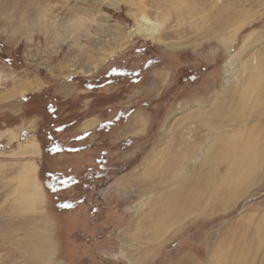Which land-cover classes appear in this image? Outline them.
Masks as SVG:
<instances>
[{
  "label": "rangeland",
  "instance_id": "rangeland-1",
  "mask_svg": "<svg viewBox=\"0 0 264 264\" xmlns=\"http://www.w3.org/2000/svg\"><path fill=\"white\" fill-rule=\"evenodd\" d=\"M143 18L158 24L154 34L132 33ZM23 69L36 82L2 94ZM68 76L77 95L62 99ZM105 81L112 84L84 89ZM79 103L100 109L102 123L136 110L144 125L120 120L78 143L70 139L85 129L70 126L61 138L80 153L47 156L46 129L67 124ZM126 126L134 142L123 145ZM222 131L233 135V158L221 148L213 162L215 145L201 138ZM196 140V156L177 159L176 147ZM243 146L250 159L241 166ZM256 153H264V0H0V264H264V157ZM229 160L234 170L224 176ZM172 162H185L180 185L169 188H188L180 201L196 202L190 216L163 204L167 193L151 192ZM217 167L220 175L203 187L200 177L205 184ZM47 172L74 183L62 179L61 192L50 194ZM154 201L167 217H181L158 239L139 222ZM160 226L153 223L151 235Z\"/></svg>",
  "mask_w": 264,
  "mask_h": 264
},
{
  "label": "bare ground",
  "instance_id": "bare-ground-1",
  "mask_svg": "<svg viewBox=\"0 0 264 264\" xmlns=\"http://www.w3.org/2000/svg\"><path fill=\"white\" fill-rule=\"evenodd\" d=\"M157 26H158V24H156L154 22H150L146 18L139 19L137 24H136V26L132 29V33L133 34H139V35H140V33L147 34V35L148 34H154L155 27H157ZM232 68H233V61L230 58L225 63V66H224L223 78L225 80V83H229L230 82V79H231V76H232ZM228 70H229V72H227ZM228 75H229V78H228ZM226 110L229 111V108L226 109ZM206 114H207V112H206ZM195 127L197 128V124H196ZM211 127H214V125L211 126ZM196 128H194V130H196ZM222 132H223V134H219V132L218 133H213L209 137H207L206 134L204 133L203 139L201 138V142L202 143H205V142H203V140L206 141L207 139H210V144L212 143V145H215L214 151H213L212 156H211L213 158V160H212L213 162H216L219 159V157L221 156V152H220L221 148H224L225 150H227V148H228V152H227L226 156H228L230 158H233L232 157V153H233V150L235 148L234 147V143L231 140L233 135L230 134L229 132H225V131H222ZM246 132L248 133V128H247ZM196 134H197L196 131H194L192 137L195 138ZM196 142L197 143H193L192 145H190V144H185L184 141H182L181 142V147L180 146L176 147V150L177 149L179 150L177 159H184L186 151L188 152V154H187L188 156H194L195 157L197 152H198V150H200V148H201V146L198 145L200 141L196 140ZM32 147H33V144H30V148H32ZM218 149H219V151H218ZM257 155L260 156V158L264 157V153H262V154L260 153V154H257ZM240 159H241V161H240L241 166H244L246 163H248L249 159H250L248 157V152L244 151V146H243V148H241V151H240ZM179 162H172L170 164L169 169H168V178H167V180L165 182L162 181V182L157 183L159 185L156 188L152 189L151 192L155 193V195L158 194V193L160 195H165L167 193L169 195V200L165 201V202H162V203L165 204L167 207L171 206L173 208L178 209L179 211H182L184 216H187V215L190 216L192 214L191 208L194 206V203H196V202L195 201L194 202L190 201L191 198L188 200L190 202L186 201V202L182 203L180 201V199L182 197H185L183 195V192L188 190V188L182 187L183 186L182 185V186H180V190L177 193L171 191L170 188H169L171 185L174 186L173 184L180 185V182L182 181L183 176H181L180 172L182 170V167L184 166V168H185L186 165H184L185 162L184 163H179ZM223 164H221V168L223 167V170H225L224 174H223L224 176L230 170H232V169L234 170V162H231L229 160L227 163L224 164V166H223ZM196 166L200 169L202 164L198 163ZM31 168H33V166ZM221 172L222 171L220 170V167H217L216 169L208 170L207 173H206L207 181H206L205 184H204V180H203V175L200 177L201 181H202V186L207 188L208 187V177H211V179L214 180V178H217L220 175ZM33 191H34V195L35 196H39L40 195V187L35 185V187L33 188ZM28 195L31 196L30 194H28ZM158 198H160V197H158ZM153 203H155V201ZM162 203L157 201L153 205L154 207L153 206L152 207L149 206L150 211L148 210L149 213H148L147 217H140L139 222H142V224L146 227V230H148L147 236H149L150 239L153 238V237L158 239L159 235H162V233H161L162 230L166 231V227H167V224L169 223L170 219H172V218H174L176 216V215H174V216L170 215L169 217H167L166 216V212H165V214H163L164 210H162ZM154 209H160V213H158V216H156L155 218H151V215H149V214H151V212L154 211ZM176 220H181V217H177ZM153 223H155V225H157V226H160L161 223H162V225L160 227H158L157 232H155V233H153L151 235V227H152ZM137 226L139 227L140 225L138 224ZM144 257H146V256H144ZM189 261H190V263H188V264H195L194 262L192 263L191 260H189Z\"/></svg>",
  "mask_w": 264,
  "mask_h": 264
},
{
  "label": "crops",
  "instance_id": "crops-1",
  "mask_svg": "<svg viewBox=\"0 0 264 264\" xmlns=\"http://www.w3.org/2000/svg\"><path fill=\"white\" fill-rule=\"evenodd\" d=\"M112 68L113 67L108 68L107 71L104 73V76H105L106 80H108L109 78L111 79V77L113 76V74L111 75V73L113 72ZM10 70L12 71L11 67H10ZM17 74H18L17 78H16L17 81H15V83H11L12 86L10 88H8V90L6 89L5 92H2V94H4V95L9 94V93L13 94V87L15 88L16 91H18L20 88L27 87L29 84L31 85V84H34L36 82V80H34L33 78H31L32 80H30V78H28V71L25 70V69L21 70L20 72H17ZM140 74H141L140 69L137 68V69L133 70L129 74L130 81H132L133 83H138L140 81V78H139ZM72 76L66 77V78H68L67 79V83H70V84H66V85H63V86L61 85L59 87L58 93L62 97V99L63 98L65 99V98H68V97H73V96L77 95L76 94L77 91L75 90V84H77V83L73 82L74 81L73 79H75V77H72ZM110 84H112V82L105 81L104 84L101 85V86L100 85L97 86V85L93 84L89 88H86V86H85L84 89H85V91H87L89 89L100 88V87H104V86H107V85H110ZM141 105H142V107L148 109L150 104L148 102H143ZM91 106H92L91 103H87V104L79 103L78 107H77L78 108L77 109V113L81 117V120L77 123L75 130L81 131V130L85 129L80 134L86 135V137L92 136L95 133V132H93L94 129L97 130L103 124L102 123L103 121H100V119L102 117L100 109H98V108L95 109V108H93ZM108 112L111 113L112 110H108ZM118 112L121 113L120 114L121 116H124L125 113H128V114H126L127 117L125 116L126 117L125 119H127V120L124 121L126 124L134 122V124H136L138 126H143L144 125L143 124L144 120H143L142 113H135L136 110H133V109H129L127 111L117 110L116 113H114V115L111 118H114L115 115L118 114ZM121 123H123V122L121 121ZM93 125L95 126L94 128H89V127H92ZM118 127H120L119 122L116 123L114 126L110 127L108 132L112 131L113 128L116 129ZM121 131L124 132L123 134H125V136H126V134H129V135H133L134 134L135 135V132L130 131V128L128 126H126V130L122 129ZM131 142H134V139H132V138H130L128 136H126L123 139V141H122L123 145L130 144ZM28 149L30 150L29 147H28ZM31 149H34V146ZM77 153L79 154L80 152H77ZM77 153H74V154L77 155ZM69 154L70 153H65V154L61 153V154H58V155L56 154L54 156L56 158H59V159L63 160L66 156L70 157Z\"/></svg>",
  "mask_w": 264,
  "mask_h": 264
},
{
  "label": "trees",
  "instance_id": "trees-1",
  "mask_svg": "<svg viewBox=\"0 0 264 264\" xmlns=\"http://www.w3.org/2000/svg\"><path fill=\"white\" fill-rule=\"evenodd\" d=\"M58 106L55 103L49 102L45 105V109L47 111V114L50 116L51 119H56L57 115L56 112H58ZM121 113L118 112V114L115 115L114 118H111L108 121H105L103 123V126L101 128H104V131L108 132L109 128L114 126L116 123H118L120 120H124L127 116L125 113L124 116L120 115ZM61 115V111H60ZM72 120H70L67 124H52L48 129L45 131V140H46V146L44 147V152L50 156L60 154V153H77L80 150L79 146H71L69 144H66L63 142L60 133L66 130L70 126H76L77 123L81 120L79 114L77 113L76 110V115L70 114L69 115ZM79 116V118H77ZM126 116V117H125ZM84 138H86V135H76L70 139V143H78L82 141ZM97 163H105L107 159L104 158H96L95 159ZM46 178L50 179L49 184L45 182V187L46 190L48 189L50 191V194H54L55 192V187L56 186H61V181L62 179H66L69 181V183H74V179H71V177L64 176L61 172H56V173H50L47 172ZM54 184V185H51ZM65 206L67 205V202L64 204ZM72 207V205L69 207V209ZM65 209V207H64Z\"/></svg>",
  "mask_w": 264,
  "mask_h": 264
},
{
  "label": "flooded vegetation",
  "instance_id": "flooded-vegetation-1",
  "mask_svg": "<svg viewBox=\"0 0 264 264\" xmlns=\"http://www.w3.org/2000/svg\"><path fill=\"white\" fill-rule=\"evenodd\" d=\"M49 184V183H48ZM51 185H54V184H51ZM60 189H61V186H58V187H55V192H54V194H57V193H59V192H61L60 191ZM65 202H67V201H63V202H57V203H55V205L56 204H58V205H56V206H58L57 207V210H60V208L62 209H64V207H65ZM60 203V204H59Z\"/></svg>",
  "mask_w": 264,
  "mask_h": 264
}]
</instances>
